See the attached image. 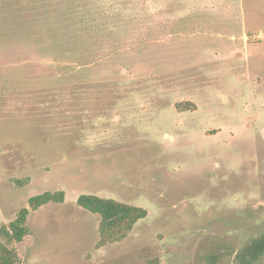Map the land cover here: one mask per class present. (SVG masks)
Masks as SVG:
<instances>
[{
  "label": "rangeland",
  "instance_id": "obj_1",
  "mask_svg": "<svg viewBox=\"0 0 264 264\" xmlns=\"http://www.w3.org/2000/svg\"><path fill=\"white\" fill-rule=\"evenodd\" d=\"M58 190L16 264H264V0H0V228Z\"/></svg>",
  "mask_w": 264,
  "mask_h": 264
},
{
  "label": "trees",
  "instance_id": "obj_2",
  "mask_svg": "<svg viewBox=\"0 0 264 264\" xmlns=\"http://www.w3.org/2000/svg\"><path fill=\"white\" fill-rule=\"evenodd\" d=\"M63 201L64 192L61 190L44 191L30 196L27 200V205L19 209L14 219L0 228V264H16L19 261L13 244L21 242L27 235L26 222L29 213L45 204L62 203ZM76 204L99 216V239L95 244L96 248L108 243L121 241L131 231L133 226L147 215V210L142 207L119 202L112 198L99 197L94 194L78 195ZM248 249L251 259H256L263 254L264 236L251 242ZM245 257L246 255H243L244 259Z\"/></svg>",
  "mask_w": 264,
  "mask_h": 264
}]
</instances>
